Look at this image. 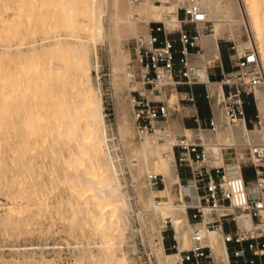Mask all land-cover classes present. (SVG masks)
Masks as SVG:
<instances>
[{
	"label": "rangeland",
	"instance_id": "rangeland-1",
	"mask_svg": "<svg viewBox=\"0 0 264 264\" xmlns=\"http://www.w3.org/2000/svg\"><path fill=\"white\" fill-rule=\"evenodd\" d=\"M22 1V11H31V15L24 12L16 14ZM29 1L34 5L31 10L28 0H0L4 19L20 21L25 27L24 36L0 38L1 61H5L10 52L23 54L32 49L42 51L56 41L89 45L91 86L93 89L99 87L101 91L108 141L130 204L132 221L127 241L120 243L115 238V244L109 247L117 255L127 252L130 264H163L158 256L160 240L156 239V245L151 246L145 241L141 230V201L131 172L128 150L119 134L122 117L129 119L133 125L129 101L132 84L125 90L126 102L129 101L127 107H120L116 86L118 75L122 73L120 68L125 62L121 58L120 48L129 53L127 56L130 58L129 42L132 37L122 39L119 47L117 43H112L106 34L110 28L107 16L104 17L105 35L97 37L96 43L93 36L85 31L73 32L63 28H58L59 31L46 30L42 26L49 18L56 16L61 19L58 12L60 1ZM238 1L250 25V34L246 32L244 37L247 39L252 33L254 46L260 50L245 1ZM26 27H34V31ZM55 65L61 66V62L56 60ZM70 76L74 83L61 85L54 75L53 64L46 63L38 77L41 90L36 94L27 92L23 101L16 99L18 93L7 84L0 87V264H100L92 256V252L101 256L104 248V238L91 214L95 211L94 207L84 203L83 194L71 187L67 177L77 169L70 160L79 155L76 137L81 135L82 130V121H79L82 102L78 91L87 85L84 72L73 69ZM257 113L260 114L258 108ZM73 117L78 119L76 121L80 127L74 134H69L67 128L73 122ZM259 120L260 117L254 119L249 127L254 128ZM169 125V128L179 127L177 131L171 130L173 134L182 132L174 118ZM135 142H141L136 133ZM152 167L153 172L158 173L157 165L153 164ZM163 187L153 188L158 190ZM177 191L187 197L185 190ZM160 221V218H156L157 224ZM174 232L172 223H165L162 227L164 243V236L173 239ZM164 250L174 252L168 250L166 245Z\"/></svg>",
	"mask_w": 264,
	"mask_h": 264
},
{
	"label": "bare ground",
	"instance_id": "bare-ground-1",
	"mask_svg": "<svg viewBox=\"0 0 264 264\" xmlns=\"http://www.w3.org/2000/svg\"><path fill=\"white\" fill-rule=\"evenodd\" d=\"M59 1L58 12L61 19L59 20L56 16L49 18L42 27L46 30L56 29L55 31H59L58 28L73 32L85 31L93 36L95 43L97 37L105 35V16L110 22V28L106 34L112 43H117V47L121 45V40L126 37L133 38L145 34L147 22L150 19L160 20L168 16L165 19L168 24L172 26L177 24L174 14L177 8L176 0H170L169 4L163 3L161 5L155 0ZM244 1L251 28L260 48L258 50L264 68V0ZM23 4V1L18 4L16 14L20 15L24 12L31 15V11H22L21 6ZM202 4L215 24L214 32L206 34L207 37L204 35L207 40L206 51L208 54L205 57L219 56V40L224 38L233 39L240 45H254L252 33L247 39L244 37L246 32L250 34V25L238 0H202ZM5 6L8 8L7 2ZM33 7V3L28 0L29 10ZM134 15L136 16L134 17ZM26 29L34 31V27H26ZM24 35L25 27L23 24L20 21H6L0 11V38ZM88 48L89 45L86 43L73 44L66 41H56L50 48L42 51L32 49L23 54L10 52L6 55L5 61L0 59V87L7 84L19 94H16V99L23 101L26 99L27 92L36 94L41 90L38 77L41 74L42 66H45L46 63L53 64L54 75L61 85L68 82L74 83L70 76L73 69H78L87 76V85L78 91L82 102L79 113L82 130L81 135L76 137L77 154L79 155L70 160V163H73L77 169L67 177L71 187L83 194L84 203L87 206L93 205L95 211L91 214L95 218L99 233L104 238L102 255L92 252V256L97 258L100 264H130V257L127 252L117 255L114 249L109 247L115 244V238H118L120 243L127 241L130 237L129 231L132 229V221L129 213L130 204L108 141V131L105 118L102 115L101 91L99 87L93 89L91 86ZM120 53L125 62L120 68L122 73L118 75L116 86L120 107H127L129 101L126 102L125 90L132 84L128 78L127 60L129 56L127 54L129 53L122 47ZM56 60L61 62V66L55 65ZM216 90L220 94L222 93L219 84ZM217 94L218 92H213L212 97L215 101L216 113L219 115L216 105ZM257 103L261 120L257 122L258 126L255 128L247 127L242 119L235 124L222 126L216 131L202 132L211 156V164H222L224 158L239 146L248 147V156L250 144L258 143L264 148V87L257 88ZM72 120L73 122L67 128L69 134H74L76 129L80 127L76 117H73ZM178 129V126L171 128L173 131ZM185 130L189 132V136H192L194 132L192 129L186 128ZM135 133L130 120L122 117L119 122V134L122 143L128 150L131 172L141 201L139 212L141 230L145 241L151 246L156 245V239L160 240L161 251L158 256L163 264H176L179 253L176 251L169 253L164 250L162 227L170 221L175 229L180 247L189 246V233L192 225L188 218L186 205L190 190L185 186L187 197L183 192L176 190V185L180 183V175L176 166L172 141L168 140L157 144L152 137L142 136L141 142L136 144ZM242 149L244 148L242 147ZM82 153L85 155L82 156ZM134 160L137 161L134 162ZM153 164L157 165V172L163 175L165 182V186L158 190H155L147 180L148 174L154 170ZM226 167L229 173L235 174L237 172L236 163L233 160L226 163ZM90 208L89 206L88 213ZM156 218L161 219L159 224L156 223ZM242 224L248 227L251 223L249 220H243ZM206 235L211 239L215 254L227 263V251L221 230L209 231L206 232Z\"/></svg>",
	"mask_w": 264,
	"mask_h": 264
},
{
	"label": "built area",
	"instance_id": "built-area-1",
	"mask_svg": "<svg viewBox=\"0 0 264 264\" xmlns=\"http://www.w3.org/2000/svg\"><path fill=\"white\" fill-rule=\"evenodd\" d=\"M176 1L177 24H168V16L148 20L147 32L130 39L128 61V78L132 82L129 101L136 136H150L157 144L172 141L179 175V168L183 167L190 174L185 178L180 175L181 182L176 185V190L181 186L190 190L186 205L192 225L190 244L181 248L174 232L170 248L179 253L177 264H264V148L258 143L250 144L247 162L253 169L248 178L241 164H236L235 174L229 173L224 163L211 164L202 136L204 131H216L242 119L246 122L248 105L255 107V119L259 117L257 88L264 87V68L258 47L222 39L229 43L235 60L233 69L223 73L217 82L222 89L216 101L219 115L211 92H207L212 112L208 128L193 116L197 126L190 128L194 131L192 136L173 134L169 122L180 109L172 96L182 95L179 100L195 106L196 96L179 91L178 85L195 83L202 75L191 58L192 49L203 54V37L215 29L202 0ZM155 2L169 4L170 0ZM147 180L153 187L165 186L160 173L148 174ZM243 220H249L250 226H244ZM217 229L222 232L227 263L215 254L206 235Z\"/></svg>",
	"mask_w": 264,
	"mask_h": 264
},
{
	"label": "crops",
	"instance_id": "crops-1",
	"mask_svg": "<svg viewBox=\"0 0 264 264\" xmlns=\"http://www.w3.org/2000/svg\"><path fill=\"white\" fill-rule=\"evenodd\" d=\"M205 37H207V35ZM204 38L202 40V44L205 48L204 53L197 54L196 52L197 49L194 48L192 49L193 54L191 55L193 62L199 66L202 75L198 78V81H196L195 83L192 84L182 83L178 85L179 91L193 93L196 96L195 106H192L186 100L183 99L179 100L178 98H181L182 95L180 96H177V94L174 95L175 100H177L178 108L180 109V111L176 113L174 119L177 120L178 123L180 124V130L182 131L181 133H187L185 130L186 128H194L197 126V123L194 121L193 116H197L199 118V122L202 127L208 128L209 120L211 118L212 112H211V100L207 97V92L212 91L211 94H213V92H218V90H216L218 87L217 82L222 78L223 73L233 69V61L235 60V55L231 50H229V43L224 42L222 39H220L219 56H216L214 58H208L205 57L208 54L206 51L207 40L206 38L205 39ZM178 57L179 55H177V61H176L177 66H179ZM205 58H207V60H205ZM255 113H256L255 107L253 105H248L247 119L245 122L247 127L251 125L250 124L251 122L249 121L250 118L252 119V122L254 121ZM256 126H258V124ZM242 147L244 149H242ZM247 158H248V147L239 146L236 150L232 151L229 156H226L224 158L223 163L226 165V163H229L231 160H233L234 163L241 164L244 167L243 170L245 175L250 177V173L252 172L253 168L251 167L250 163L247 162ZM179 172L182 178L188 177L190 175L189 170L184 167L179 168ZM181 190H185L186 192L187 188L185 186H181ZM164 239H165L164 245H166V247H171L173 244V239L167 237H164Z\"/></svg>",
	"mask_w": 264,
	"mask_h": 264
},
{
	"label": "trees",
	"instance_id": "trees-1",
	"mask_svg": "<svg viewBox=\"0 0 264 264\" xmlns=\"http://www.w3.org/2000/svg\"><path fill=\"white\" fill-rule=\"evenodd\" d=\"M251 175H252V173H250V177H251ZM248 177V176H247ZM249 178V177H248ZM168 248V250H170L171 248L170 247H167Z\"/></svg>",
	"mask_w": 264,
	"mask_h": 264
}]
</instances>
